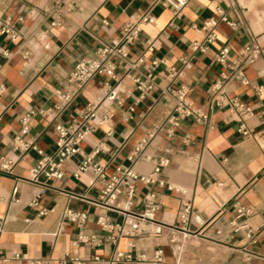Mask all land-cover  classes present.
I'll return each instance as SVG.
<instances>
[{"label":"crops","instance_id":"obj_1","mask_svg":"<svg viewBox=\"0 0 264 264\" xmlns=\"http://www.w3.org/2000/svg\"><path fill=\"white\" fill-rule=\"evenodd\" d=\"M151 1L0 0V16L10 17L19 31L15 42L0 35V51L7 53V57L0 56V159L15 162L12 175L0 173V217L5 218L0 233V264H30L34 260L38 264H59L65 253L84 264H258L254 256L264 257V119L259 114L264 108V0H190L175 27L168 25L170 9L156 6L150 10L154 23L142 27L128 49L127 61L117 62L119 77L141 54L146 59L161 58L164 64L153 78L152 90L141 101L136 100L137 91L129 77L123 79L129 96L120 95V106L110 104L99 109L98 115L109 113L111 120L98 127L81 148L88 154L101 145L102 151L94 159L104 167L106 177L116 166L129 164L127 157L142 139L149 142L134 164L137 173L148 174L157 161L167 159L161 179L178 191L154 187L159 202L155 219L162 226L157 237H122L115 244L103 242L97 247L75 244L77 231L63 218L65 209L86 214V234L106 236L96 224L104 212L88 203L97 197L100 183L93 181L91 173L78 180L72 177L78 157L65 164L60 180L46 181L38 199L46 211L44 216H37L38 210L28 205L39 192L37 185L27 181L38 156L33 151L21 154L12 148L20 116L35 111L25 139L51 154L57 138L55 125L68 124L83 107L94 102L107 78L99 76L88 82L56 118L54 92L64 89L77 61L94 58L97 44L92 36L110 43L134 13L149 9ZM216 7H222L231 17L235 9L243 15V25L233 30L219 23L208 51L193 52L191 43L203 40L198 28ZM19 17L21 22L16 21ZM252 41L260 43L261 53L243 69L248 84L234 80L224 84L225 91L245 106L240 117L252 135L246 138L237 132L238 123L225 106H210V86L225 72L215 61L216 53L224 49L233 59ZM147 42L154 45L151 54L144 53ZM24 52L28 53L26 60L22 59ZM180 59H187L190 68L183 69L174 84L184 85L190 102L209 112V126L184 119L167 137L165 128L169 126L163 122L173 100L161 74L164 68L181 69ZM146 66L142 64L139 72L143 73ZM129 107L132 112L128 119ZM161 125L163 128L157 130ZM14 185L18 203L11 201ZM137 191L142 194L144 188L138 184ZM186 201L191 212L182 228L178 215ZM239 208L248 210V214L238 216ZM107 214L113 222L120 220L119 215ZM60 224L62 228L57 231ZM247 233L250 238H246ZM128 242L133 244L132 256L143 253L150 258L154 250H162V262H113L114 252H125ZM95 257L97 260H93Z\"/></svg>","mask_w":264,"mask_h":264},{"label":"built area","instance_id":"obj_2","mask_svg":"<svg viewBox=\"0 0 264 264\" xmlns=\"http://www.w3.org/2000/svg\"><path fill=\"white\" fill-rule=\"evenodd\" d=\"M11 1V0H5ZM190 0H152L148 10L136 12L120 29L119 35L110 43L93 37L97 47L94 51V58H83L76 62L73 70L66 79V84L63 90L54 92L56 104L54 105V118L58 117L63 111L69 107L80 94L84 86L95 77L103 76L107 80L102 84L99 90L98 98L83 107L77 114V117L68 124L57 123L54 127L57 134L55 141V150L51 154L44 153L39 149L33 140H26L25 137L29 133V122L36 114L35 111H27L19 118V131L14 136L12 148L19 153L33 151L38 156L34 166L29 169L27 181L35 184L39 188L38 195L29 202V207L38 210L37 216H44L46 211L39 206L38 199L46 189V181L60 180L64 173L63 167L65 164L78 157V161L72 171V177L76 180L81 175L91 173L93 181L99 182L101 188L94 200L88 201L101 209L104 213L99 215L96 219V224L99 229L106 233L105 238H100L95 235H88L84 232L87 216L85 213L65 209L63 211V218L68 222L74 224L77 231L75 244H84L89 246H99L103 242L115 244L119 238L125 237L127 239L141 238V237H157L162 226L157 223L155 214L159 209V202L154 187H165L168 191L178 189L166 184L161 179V171L166 167L168 161L161 158L157 161L150 173L139 174L134 169V164L139 159L142 151L147 146L149 139H142L132 149L131 154L127 157L128 165H118L113 169L109 176H105L104 167L97 163L94 159L101 151V145H96L90 153L86 154L81 148V144L85 141L96 129L102 125L110 122L111 115L104 113L98 115L101 108H106L110 104L120 106L123 98L120 95L129 96L124 88L123 79L129 77L134 89L137 91V101H141L152 90L153 78L160 66L164 64L161 58L146 59L144 54L137 56L133 61L127 64L126 71L122 77L117 75V62L127 61L128 49L137 40L144 25L153 24L155 18L150 14V10L156 6L168 7L171 11V19L169 26L175 27V21L182 17L183 9ZM233 16H229L222 7H216L213 14L204 19L198 28L203 33L202 41L192 42L190 48L193 52L199 51L205 53L209 46L213 44L216 39L215 29L219 23L227 25L229 28L235 30L243 25V15L232 9ZM17 22H21L22 18H17ZM52 26L57 23H52ZM0 35L5 36L11 42H15L19 36V31L15 28L14 22L10 17L0 16ZM154 51L152 42H147L144 53L151 54ZM261 53L260 43L252 41L246 44L233 58L229 59L225 50H219L215 55V61L225 69L224 73L220 74L218 81H215L210 86L212 98L210 101L211 107L225 106L227 111L238 123L237 132L243 137L252 136L250 131L246 128L240 115L244 111V104L235 96L229 95L224 89V84L229 80L238 81L243 85H247L243 69L253 64ZM0 56L7 57V53L0 51ZM27 52H24L22 59L26 60ZM182 64L181 69L164 68L161 77L167 81L169 88L167 93L173 100V107L165 114L163 122L168 124L165 128L167 137L174 134L175 129L179 126V122L184 119H190L193 122L209 126V112L201 109L188 98V89L184 85H175L174 81L181 74L183 69L190 68V62L187 59H180ZM142 64H147L143 73L139 72ZM256 91H259L257 89ZM132 108H128L126 118H130L129 113ZM39 114H42L39 112ZM260 117L264 119V108L260 109ZM163 127H157L161 130ZM111 132L107 133L109 136ZM149 138L152 134L148 135ZM187 138V137H186ZM15 162L2 157L0 159V173L5 175H12V170ZM144 188V193L139 194L137 185ZM18 188L16 185L11 190V201L18 203L19 199L16 197ZM191 205L189 202H183L178 218L180 226L183 228L187 225L190 217ZM107 213H114L120 216V220L113 222L110 220ZM238 216L248 214V210L239 208L237 210ZM5 218L0 217V233L2 231ZM62 224L58 226L57 231H60ZM56 233L51 234L55 237ZM246 238H250V234H246ZM132 242H128L127 250L125 252L115 251L112 257L113 262L118 263L122 261L161 263L163 253L162 250H154L152 256L147 258L143 253L132 256L131 249ZM14 258H18L14 254ZM258 260V264H264V257L254 256ZM249 259V258H248ZM97 260V258H93ZM84 264V262L68 253L62 255L59 264ZM30 264H38V261H30Z\"/></svg>","mask_w":264,"mask_h":264}]
</instances>
